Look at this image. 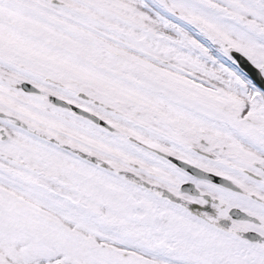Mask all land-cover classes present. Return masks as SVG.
I'll use <instances>...</instances> for the list:
<instances>
[{"label": "snow or ice", "instance_id": "obj_1", "mask_svg": "<svg viewBox=\"0 0 264 264\" xmlns=\"http://www.w3.org/2000/svg\"><path fill=\"white\" fill-rule=\"evenodd\" d=\"M0 264H264V0H0Z\"/></svg>", "mask_w": 264, "mask_h": 264}]
</instances>
